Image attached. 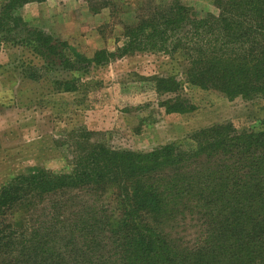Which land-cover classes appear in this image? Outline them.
I'll return each mask as SVG.
<instances>
[{"label": "trees", "instance_id": "16d2710c", "mask_svg": "<svg viewBox=\"0 0 264 264\" xmlns=\"http://www.w3.org/2000/svg\"><path fill=\"white\" fill-rule=\"evenodd\" d=\"M43 1L5 0L0 45L25 44L68 72L134 52L178 53L188 84L229 101L264 99V0H215L218 16L202 19L174 2L124 28L123 46L90 60L68 57L64 43L29 30L14 14ZM20 31L23 39L15 37ZM155 83L162 95L179 86L173 78ZM159 106L167 115L194 110L178 98ZM193 140L192 149L171 143L137 153L93 143L70 173L15 177L0 190V218L9 216L7 226L0 219V264H264V130L238 132L224 123ZM82 191L95 205L68 232L59 230L56 204L48 214L55 223L20 228L35 200ZM189 229L192 235L182 233Z\"/></svg>", "mask_w": 264, "mask_h": 264}, {"label": "rangeland", "instance_id": "374dc122", "mask_svg": "<svg viewBox=\"0 0 264 264\" xmlns=\"http://www.w3.org/2000/svg\"><path fill=\"white\" fill-rule=\"evenodd\" d=\"M4 2L0 0V7ZM174 2L189 8L194 18L219 14L215 0H45L24 5L14 14L29 30L64 43L68 57L90 60L97 51L113 52L123 46L124 28ZM15 37L23 39L25 33ZM187 72L185 56L151 51L68 72L25 44L2 43L0 190L21 175L70 173L93 143L135 153L171 143L192 149L193 135L213 125L230 123L238 132L264 130L263 98L229 101L217 91L188 84ZM165 78L175 79L179 85L175 93L156 91V80ZM57 82L70 83L71 89L64 91L55 86ZM177 98L194 110L165 114L159 104ZM87 195L82 191L35 200L32 207L26 206L22 226L17 222L20 228L52 225L48 214L56 204V220L64 234L78 216L84 219L80 216L84 209L94 207L95 198ZM8 218H0L6 226ZM182 233L192 235L194 229Z\"/></svg>", "mask_w": 264, "mask_h": 264}]
</instances>
